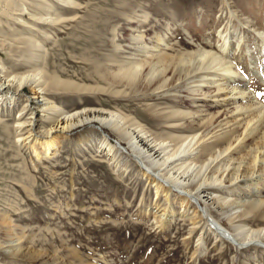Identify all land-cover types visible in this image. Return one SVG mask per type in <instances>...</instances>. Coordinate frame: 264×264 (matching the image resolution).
Returning <instances> with one entry per match:
<instances>
[{
	"label": "rangeland",
	"instance_id": "374dc122",
	"mask_svg": "<svg viewBox=\"0 0 264 264\" xmlns=\"http://www.w3.org/2000/svg\"><path fill=\"white\" fill-rule=\"evenodd\" d=\"M32 2L36 1H24L29 13L35 9ZM77 2L79 7L62 9L59 0H49L48 7L52 3L55 8L51 12L68 16V23L52 31L43 60L31 65H23L25 60H21L13 68L25 73L40 66L48 76L58 75L64 81L97 89L98 93L76 92L71 87L50 90L49 97L59 107L70 113L84 108L106 109L124 117L126 129H145L157 140L196 132L198 124L214 114L231 113L237 104L229 98L240 89L247 96L238 102L248 106L244 118L250 119L258 109L264 114V0ZM29 13L20 17L31 21ZM1 23L0 33L5 35L0 34V44L6 47L12 43L9 35L25 33L23 23L6 18ZM153 45L158 49H152L149 59L154 63L146 66V78L136 87L119 86L114 88L118 94L111 93L110 80L119 67L140 59L146 46ZM0 49L6 65L13 67L14 59ZM165 53L183 62L166 76L160 73L163 63H158ZM230 68L236 72L234 76H227ZM165 78L169 79L167 87L154 91ZM37 91L36 84H27L15 107L9 104L7 111L3 104L9 126L7 130L0 124V264H264L263 250L236 248L216 239L199 209L191 203L182 204L179 194H171L170 202L165 194L157 197L156 173L133 157L129 142L117 130L92 123L67 133L58 128L47 135L53 120L45 121L47 126L43 127L44 112L38 108L41 98L36 99L40 96ZM216 100L221 102L214 103ZM24 102L26 112L35 113L27 116L35 117L34 126L27 123L16 130L12 122L19 117ZM173 111L194 114L173 117ZM230 113L228 116L233 117ZM263 114L252 123L262 119L254 126L255 140L238 148L231 160L230 170L245 176L243 180H226L228 183L218 188L215 195L226 199L225 205L221 201L209 209L202 202L227 228H232V213L264 201V187L258 190L255 185L264 174V149L257 152L264 133ZM57 135L61 137L59 146L52 148L51 155L43 154L42 143ZM105 140L118 149L115 157L103 150ZM221 148L209 153L216 156ZM35 151L41 153L39 157ZM256 155L259 161L250 171L247 168ZM188 186L193 193L202 190ZM165 212L167 219L161 216ZM253 216H249L248 225L264 226L259 216ZM164 219L168 220L166 228L160 227ZM235 223L239 226V219Z\"/></svg>",
	"mask_w": 264,
	"mask_h": 264
},
{
	"label": "bare ground",
	"instance_id": "6f19581e",
	"mask_svg": "<svg viewBox=\"0 0 264 264\" xmlns=\"http://www.w3.org/2000/svg\"><path fill=\"white\" fill-rule=\"evenodd\" d=\"M24 1L27 2V0ZM24 1L0 0V23L2 19L6 18L11 21L13 20L14 22L18 21L20 23H23V28L25 29L24 31L25 33H19V34L13 33L9 35L12 38L11 41L12 43H9L11 44L9 47H6L4 43L0 44V47L2 48L1 52L3 51L8 52V54L12 57V59H14L12 60L13 63H15V64L12 63L14 65L13 67L6 65L2 55L0 54V82H1L0 86L2 87L4 86V88L0 89V102H2V105H0V124H4L2 127H6L7 129L9 126V124L5 120L6 116L3 113L4 112L3 104H5V107H7V111H9L10 109V107H8L9 104H11V106L12 104H14L15 107V105L20 102V96H21L20 91L21 90L23 91V87H25V85L30 83L32 85L36 84V88L38 90L37 95H40L36 99L39 100V98H41V100L38 101L39 103L38 108L41 109L42 112H44L43 115L44 121L42 122V125H44L43 127L47 126L45 124V121L53 120L51 127L47 129V135L53 133V131L58 128H61L62 132L65 133L66 131L68 130L70 131L74 127H78L85 124H92V123H98L100 126H109L112 129L117 130L119 133L123 135L124 139L129 142L134 152L133 157L136 160H138L141 163V165L147 167L149 170H152V172L154 171V173H156L155 180L158 181L157 184L155 185L156 186L155 195L157 197L161 196L162 194H165L164 197L166 201L170 202L171 194L173 193L179 194L182 200L181 201L182 204H184L185 202L191 203L193 206H195L194 207L195 210L199 209L198 211H200L203 214L204 220L207 222V225L208 227H210V230L214 233L216 239L219 238L221 241L229 242L236 248H244V249H252V250L260 249L264 251V226L251 227L250 225H248V221L250 219L249 216L251 215H254L253 216L254 218H257L259 216L260 217L259 219L261 220L260 222L264 223L263 200L259 204H256L255 206L253 205V206L244 207V209H240L237 210V212L232 213V215L229 218L231 223L230 225H232V228H227L223 222L216 220L209 210L210 207L215 204L221 205V201H222V205L223 203L224 205L226 204V199H222L220 198V196L215 195L216 192L219 191L218 188L222 186L223 183H228L226 180L231 182L233 180L234 181L239 179L243 180L242 177H245L243 175H237V174L235 175L234 173H232V170H230L231 160H233V156L236 155V151L238 150V148L246 147L255 140V137L252 136V134L253 132H256V127L254 126L258 124L259 120L254 124L252 123L255 121V119H259L263 114V110L258 109V106H256L257 108H254V110L255 109L258 110L255 112L253 111V113L254 114L257 113V114L256 115L253 114L254 116L251 118L249 116L248 117L246 116V118H250V119L244 118V114L248 112H243V111L247 109L248 106H245L243 104L238 105V102H240L242 98L246 96L245 91L240 89V86H238L240 84V81L242 82V80L240 81L238 80L239 84L236 86L237 88L240 89V91H238V89L236 88L238 92L234 93V96L229 98V101H233L235 106L237 104L235 109L231 112L233 117L228 116L230 112L228 113L225 112L223 114L217 113L214 114L212 117H210L209 120L205 122L204 121L200 122L198 124L200 129L198 131L196 132L194 131L192 133L190 132L191 131L190 130L189 131L190 133L188 132L187 135H178V136L172 135L168 137V139H164V140H157L155 139L156 137L152 138L151 134H149V131H146L145 129L137 132L132 131L130 128L126 129L125 128V125L127 123L126 119L114 112L107 111L106 109L84 108L81 109L80 111L70 113V111H66L64 108L59 107L56 101L49 97L51 95L50 90L58 92L62 87H67V88L71 87L76 92L83 93L88 91V92L98 93L97 89L93 88L94 90H92L89 88V86H82L75 82L64 81L58 75L48 76L46 73H44V71L41 68H39L40 66L38 65H37L38 67L33 66L32 67L33 70H29L25 73H21V72H17V70H13L14 67L19 66L18 63H20L21 60H25V62L22 63L23 65L25 64L31 65L30 63L36 64L39 63L41 60H43L44 54L47 51L46 46L48 45L49 42L47 39H50L53 36L52 31H55L58 27L61 28L62 24L68 23L67 22L68 16L67 17L63 16L61 13L58 12H54V13L51 12L55 8L52 3H50V6L48 7L49 0H35L36 2H32L33 3L32 5H34L35 9L32 10V12L30 13H29L30 10L28 8V5H26L28 3H24ZM40 1L42 3H39ZM59 1L64 5L63 7H61L62 9L71 5L75 7L78 6L77 0H59ZM27 11L32 18L31 21H26V20L24 21L23 18L20 17L23 16ZM15 15L18 16L16 17ZM33 31L35 32L36 35L32 33ZM0 34L4 36L5 32ZM11 38H9V40ZM240 39L241 38H239V40ZM228 44H229V40H228ZM230 45L231 44H229V46ZM166 46L169 47V44H167ZM156 47L157 46L154 45L146 46L145 51H143V55L141 56L140 59L139 58L132 59L126 62L125 64H122L119 67L118 71L113 74L112 80H110L111 81L110 85L113 87L111 93L118 94L119 91L115 90L114 88L119 86L132 87V88L136 87L139 83H141L142 79L144 80L146 78V74L148 71L146 69V66L147 65L151 66V64L154 63L153 60L149 59V57H151L150 55L153 54L152 49ZM205 53H209V52H205ZM226 53L228 52L226 51ZM167 55L166 56L162 55L163 57L158 58L159 59L158 63H163L162 70L160 71V73L162 75L165 74V76L169 70H170V74H172L175 72L176 69H178L181 65H183L182 64L183 62H181L179 58H170L169 57L170 55L169 56ZM205 60L207 63V59ZM238 68L239 67H237L236 71L237 70L239 71ZM189 74H191V72ZM228 74L229 75L227 76H234L236 72L230 68L228 69ZM180 77L181 75L178 77V79ZM225 79L227 80V78ZM167 81H169V79L165 78L163 80L162 85H156L153 88V90L156 91L159 89H164L165 87H167L166 85ZM214 81L216 83L217 79ZM170 85H172V82L170 83ZM221 90L222 88L218 87V91ZM101 91H103V89H101ZM230 92L233 94L232 91ZM252 98L255 99L258 97L252 96ZM44 101L46 103H43ZM219 102L221 101L220 100L214 101V103H219ZM27 107L28 106L24 102L23 107L21 108V110H19V117L18 118L15 117L13 119L12 122L13 128L15 127L16 130L21 127H24V125L27 123H30L27 126H31V127L34 126L33 120L35 119V117L27 118V116L28 115L35 116V113L30 112L29 114L30 110L26 112ZM250 108L252 110V107ZM224 111L225 110H223V112ZM172 113H173V117H175L176 114H180V116L185 115V118L187 115L194 114L193 112H180V111H173ZM52 115H54V117H52ZM229 118H234V119L229 120ZM260 121L259 123H261ZM215 124L216 125L218 124V126L214 127L213 129L214 131L211 130L212 132H209V129ZM261 128L264 129L263 127ZM224 130L227 131L225 132ZM219 132H223V133L220 134ZM211 133L212 136H210ZM18 140H20V138ZM60 140L61 137L58 135L56 137H52L51 139L46 138L45 142L42 143L43 146L42 153L47 156L51 155L53 153L51 151L53 150L52 148L53 147L57 148V146H59V144L61 143ZM104 145L105 147H103L104 148L103 150H106L107 156L115 157L114 155L118 149L115 148V146L112 145L107 140L104 141ZM217 147H222L218 155L213 156L214 154L212 155V153H209L211 150ZM261 148L264 149V133L262 134L258 142L257 152H259ZM123 149H125L124 146L120 145V150ZM34 153L36 154L37 157H39L41 154L38 151H35ZM208 155H211L212 158L211 159L207 158ZM257 161H259V158L256 155L254 156L252 161H250V166L247 169L248 170L250 169V171L251 169L254 170L255 166H253V164H256ZM246 182L247 181H244V183ZM188 185H192V186L195 185L198 187V190H200L201 188L202 190L199 193H193L192 190L190 189V186ZM255 185H257L258 190L264 187V174L258 177L257 181L255 182ZM247 187H250V185H248ZM259 193H261V191H259ZM203 201L207 203L209 209L205 208V206L202 204ZM166 214L167 213L165 212L161 216L163 218L164 217L166 218L167 216ZM181 216L183 217L184 214H182ZM237 219H239L240 222L239 226H235L236 225L235 222ZM167 221L165 219L161 220L160 227L166 228L168 225ZM18 250H20V248L14 249V251H18Z\"/></svg>",
	"mask_w": 264,
	"mask_h": 264
}]
</instances>
